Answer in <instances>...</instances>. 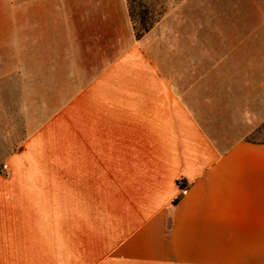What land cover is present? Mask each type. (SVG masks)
Wrapping results in <instances>:
<instances>
[{
	"label": "crops",
	"instance_id": "obj_1",
	"mask_svg": "<svg viewBox=\"0 0 264 264\" xmlns=\"http://www.w3.org/2000/svg\"><path fill=\"white\" fill-rule=\"evenodd\" d=\"M2 81L69 96L5 158L0 264H264V0L140 39L127 0H0Z\"/></svg>",
	"mask_w": 264,
	"mask_h": 264
},
{
	"label": "rangeland",
	"instance_id": "obj_2",
	"mask_svg": "<svg viewBox=\"0 0 264 264\" xmlns=\"http://www.w3.org/2000/svg\"><path fill=\"white\" fill-rule=\"evenodd\" d=\"M150 4L156 16L161 11H166L167 15L179 0H150ZM0 84V173L4 174L7 172L5 158L23 146L28 118L31 116L37 122L41 116H51L64 106L55 102V95L61 92L63 97L56 99L63 101L69 96V89L18 87L17 81H2Z\"/></svg>",
	"mask_w": 264,
	"mask_h": 264
},
{
	"label": "trees",
	"instance_id": "obj_3",
	"mask_svg": "<svg viewBox=\"0 0 264 264\" xmlns=\"http://www.w3.org/2000/svg\"><path fill=\"white\" fill-rule=\"evenodd\" d=\"M127 3L135 35L139 39L150 32L167 13L166 11H161L156 16L152 12L150 0H127ZM181 185L184 186L183 184Z\"/></svg>",
	"mask_w": 264,
	"mask_h": 264
}]
</instances>
